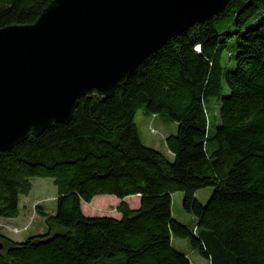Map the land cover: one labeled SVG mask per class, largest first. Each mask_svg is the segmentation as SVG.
Instances as JSON below:
<instances>
[{
  "label": "trees",
  "instance_id": "16d2710c",
  "mask_svg": "<svg viewBox=\"0 0 264 264\" xmlns=\"http://www.w3.org/2000/svg\"><path fill=\"white\" fill-rule=\"evenodd\" d=\"M52 1L0 0V29L35 23ZM142 109L178 125L166 140L172 161L142 143ZM34 178L53 179L56 212L39 207L47 231L22 243L0 235V264H192L174 238L210 264H264V0H230L143 61L112 99L82 98L69 125L0 152V219L19 217ZM178 192L193 228L173 218ZM98 196L140 204L87 217L83 203Z\"/></svg>",
  "mask_w": 264,
  "mask_h": 264
},
{
  "label": "water",
  "instance_id": "95a60500",
  "mask_svg": "<svg viewBox=\"0 0 264 264\" xmlns=\"http://www.w3.org/2000/svg\"><path fill=\"white\" fill-rule=\"evenodd\" d=\"M229 1L54 0L35 23L0 29V152L69 125L82 98L112 99L143 61Z\"/></svg>",
  "mask_w": 264,
  "mask_h": 264
},
{
  "label": "rangeland",
  "instance_id": "374dc122",
  "mask_svg": "<svg viewBox=\"0 0 264 264\" xmlns=\"http://www.w3.org/2000/svg\"><path fill=\"white\" fill-rule=\"evenodd\" d=\"M229 94L226 88L224 96ZM220 100L211 99L206 102L208 108V115L211 120L217 124L219 103ZM218 120V121H217ZM136 125L138 127L140 139L142 143L152 149H155L165 155L169 160H173V156L168 150L166 140L170 136L177 134L178 125L166 116H151L145 113L142 109L138 111L136 116ZM33 189L29 196L20 198L21 214L19 219L10 221L11 219H0V235L5 236L13 241L12 238L25 239L27 236L24 234L32 233V235H40L45 233L47 227L45 219H43L37 212L40 207L48 214H55L57 207L58 190L54 184L53 179L34 178L31 180ZM213 194L212 188H207L199 191L196 194L197 200L206 205ZM173 218L186 227L193 228L196 224V219L185 212L183 208L184 194L181 192L175 193L172 196ZM124 201L132 209L139 207V197H128L125 200H119L114 196H98L93 199L91 203H83V211L87 217H113L118 216L117 208ZM91 215V216H88ZM120 215V214H119ZM8 221V222H7ZM10 221V222H9ZM37 228V232L35 229ZM43 229H45L43 231ZM173 247L180 253L189 258L192 264H210V261L203 258L198 251L192 249L188 240L173 239ZM124 257L116 260L103 259L98 264H124Z\"/></svg>",
  "mask_w": 264,
  "mask_h": 264
},
{
  "label": "crops",
  "instance_id": "0c3cea01",
  "mask_svg": "<svg viewBox=\"0 0 264 264\" xmlns=\"http://www.w3.org/2000/svg\"><path fill=\"white\" fill-rule=\"evenodd\" d=\"M172 155V154H171ZM83 207V206H82ZM84 212V211H83ZM20 214H21V208H20ZM51 215H54V214H51ZM87 216V215H86ZM88 216H91V215H88ZM19 217H20V215H19ZM19 217L18 218H16V219H11L10 221H13V220H17V219H19ZM114 218H120V215L118 214V216H113ZM9 221V222H10ZM8 222V221H7ZM45 229H43V231H44ZM38 230H37V228L35 229V232H37ZM32 233H34L33 232V230H32V232L30 231V233H26V234H24L25 236H27L26 238H29V237H32V236H35V235H32ZM40 234H42V233H40ZM13 239V241H15V242H17V243H22V242H24L25 241V239H18V237H14V238H12Z\"/></svg>",
  "mask_w": 264,
  "mask_h": 264
}]
</instances>
